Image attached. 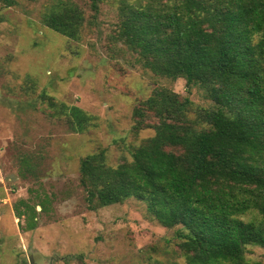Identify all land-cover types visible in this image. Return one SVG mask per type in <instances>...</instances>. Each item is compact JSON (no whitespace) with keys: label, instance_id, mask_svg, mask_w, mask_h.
<instances>
[{"label":"trees","instance_id":"obj_1","mask_svg":"<svg viewBox=\"0 0 264 264\" xmlns=\"http://www.w3.org/2000/svg\"><path fill=\"white\" fill-rule=\"evenodd\" d=\"M105 1L86 0L88 21ZM85 22L70 0H53L41 15L71 40ZM116 33L142 68L184 80L187 94L197 88L212 105L194 107L187 96L154 88L132 113L135 128L154 135L130 161L111 167L103 149L79 160L87 209L135 199L150 219L176 228L185 264H248L247 246L264 249V0H121ZM48 106L72 133L92 126L79 107ZM46 203L37 202L41 211ZM20 205L14 213L23 230L35 229L34 206Z\"/></svg>","mask_w":264,"mask_h":264},{"label":"rangeland","instance_id":"obj_2","mask_svg":"<svg viewBox=\"0 0 264 264\" xmlns=\"http://www.w3.org/2000/svg\"><path fill=\"white\" fill-rule=\"evenodd\" d=\"M14 1L0 2V264H185L176 228L150 219L142 202L88 210L79 160L103 149L111 167L130 161L154 135L135 128L132 114L154 88L187 96L194 107L212 103L197 88L187 94L184 80L155 76L136 62L116 33L121 0L103 2L91 21L86 0H70L86 18L78 40L41 23L53 0ZM50 100L79 107L92 126L72 133ZM20 201L34 206L33 230L15 216ZM245 258L264 264V249L247 246Z\"/></svg>","mask_w":264,"mask_h":264},{"label":"water","instance_id":"obj_3","mask_svg":"<svg viewBox=\"0 0 264 264\" xmlns=\"http://www.w3.org/2000/svg\"><path fill=\"white\" fill-rule=\"evenodd\" d=\"M30 264H33L32 261H30Z\"/></svg>","mask_w":264,"mask_h":264}]
</instances>
